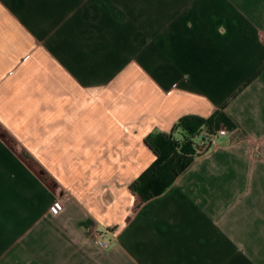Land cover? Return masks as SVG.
Masks as SVG:
<instances>
[{"label": "crops", "instance_id": "0c3cea01", "mask_svg": "<svg viewBox=\"0 0 264 264\" xmlns=\"http://www.w3.org/2000/svg\"><path fill=\"white\" fill-rule=\"evenodd\" d=\"M216 111L136 205L145 140ZM0 264H264V0H0Z\"/></svg>", "mask_w": 264, "mask_h": 264}, {"label": "trees", "instance_id": "16d2710c", "mask_svg": "<svg viewBox=\"0 0 264 264\" xmlns=\"http://www.w3.org/2000/svg\"><path fill=\"white\" fill-rule=\"evenodd\" d=\"M202 127L232 130L235 124L221 111L209 118L184 116L171 132L151 135L145 140L153 151L154 160L130 185L136 205L163 192L196 156L205 152L193 140Z\"/></svg>", "mask_w": 264, "mask_h": 264}, {"label": "built area", "instance_id": "2783aa9c", "mask_svg": "<svg viewBox=\"0 0 264 264\" xmlns=\"http://www.w3.org/2000/svg\"><path fill=\"white\" fill-rule=\"evenodd\" d=\"M230 130L226 128H216L209 130L208 128L202 127L193 137L194 142L202 148L203 151H207L211 146L215 145L218 141V138L224 135H227ZM179 138V137H178ZM62 208V205L59 201H56L52 204L51 209L54 212L59 211ZM94 240L99 246H107L110 242L108 238L104 235L103 232L96 231L94 235Z\"/></svg>", "mask_w": 264, "mask_h": 264}]
</instances>
